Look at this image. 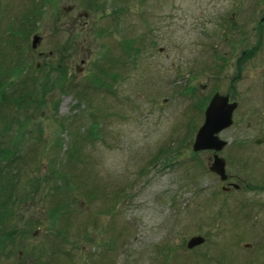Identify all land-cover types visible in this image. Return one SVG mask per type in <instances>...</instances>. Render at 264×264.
Wrapping results in <instances>:
<instances>
[{
  "label": "rangeland",
  "instance_id": "obj_1",
  "mask_svg": "<svg viewBox=\"0 0 264 264\" xmlns=\"http://www.w3.org/2000/svg\"><path fill=\"white\" fill-rule=\"evenodd\" d=\"M248 3L0 0V63L22 59L6 96L24 97L0 104V145L24 132L0 179V264H264V146L234 148L264 134ZM215 92L237 100L217 154L244 188L226 194L213 150L191 148Z\"/></svg>",
  "mask_w": 264,
  "mask_h": 264
},
{
  "label": "water",
  "instance_id": "obj_2",
  "mask_svg": "<svg viewBox=\"0 0 264 264\" xmlns=\"http://www.w3.org/2000/svg\"><path fill=\"white\" fill-rule=\"evenodd\" d=\"M39 39L40 37L37 34L32 35L30 43L32 48L36 47ZM236 105L235 101H228V94L215 92L203 109V122L197 128L191 144L193 151L203 149L213 150L212 162L209 169L217 173L221 180L226 177L225 161L217 153L226 145V141L220 139L218 134L232 124V112ZM202 242L203 237L196 235L190 237L186 245L190 248Z\"/></svg>",
  "mask_w": 264,
  "mask_h": 264
},
{
  "label": "flooded vegetation",
  "instance_id": "obj_3",
  "mask_svg": "<svg viewBox=\"0 0 264 264\" xmlns=\"http://www.w3.org/2000/svg\"><path fill=\"white\" fill-rule=\"evenodd\" d=\"M234 6H239V5L235 4ZM248 9L250 11H252L253 19L251 18V20H250L249 18L244 17L243 21L246 22L247 20H250L253 23V25H251V27H249L246 32H245V30H244V32L241 30L242 33H239V35H240L239 39L244 40V41H254V42H253L252 46H250L248 48H242L240 50V52L244 54L245 53L244 51H248L247 53L252 54V56H253V54L256 50L259 51L260 49H262V47H260V46H264V13H261L264 11V0H249ZM255 12L261 13V16L257 17V18L254 17L256 15ZM233 26H235V25H233ZM255 75H260L262 77L261 81H255V83L250 87V89L254 95H256L259 90L261 91L260 92L261 95H259L260 98L254 99V103L259 104L258 108L255 109V112L262 111L264 113V68H262V74H260L259 72H256ZM224 93L228 94V101H230V102L235 101L237 103V100L235 99L236 96H234L231 92H224ZM256 96H258V95H256ZM246 126L249 127L250 122H246ZM239 139L240 140L235 142L234 148L238 152H240L241 154L243 153L244 150L249 148L248 147L249 143H255L256 145L261 146V147L264 146V134H261L259 137L255 136L253 138H249L250 140H248L246 138H244V139L239 138ZM212 153H213V151H212ZM224 161L226 164L225 158H224ZM225 175H226L225 179H223V180L218 179L220 182L219 186H220V189L222 190V192H224L226 194V193L231 192V190H239V189L244 188V187H241L240 184H238V186H237L235 183L236 181H233V178H235V177L240 178V176L238 174L226 173V170H225ZM216 177L218 178L219 176L216 174ZM238 180H241V179H238Z\"/></svg>",
  "mask_w": 264,
  "mask_h": 264
},
{
  "label": "trees",
  "instance_id": "obj_4",
  "mask_svg": "<svg viewBox=\"0 0 264 264\" xmlns=\"http://www.w3.org/2000/svg\"><path fill=\"white\" fill-rule=\"evenodd\" d=\"M83 1L85 2V6L88 7L89 9L91 7L94 8L95 0H83ZM98 7H99V5H98ZM38 12H39V14L41 13L39 8H34L33 10H31V16H32V18H31L32 20L30 19L31 23H33L34 17L38 14ZM24 18L26 20L28 18V14H24ZM30 20H29V23H30ZM21 27H23V26H21ZM20 30H21V28L15 29V31H17V32L19 31V32L23 33V31H20ZM122 48L124 49L125 52L129 53L130 50L126 49L127 44L125 46L122 45ZM244 52H248V51H244ZM21 61H22V59L20 58V56H18L16 58L17 64H15V66L3 67L2 63H0V104H5L11 100L16 101V103H17V102H20L24 98L23 96H20V95L14 96L13 99L7 98V96H6L7 95L6 90L10 86H12V83H11L12 80L7 82V80L5 79V76L6 77L10 76L11 74H14V72L20 73L21 67H22V66H20ZM241 62H242L241 60L238 61V72H240V70L242 68ZM53 81L51 83H53ZM45 84L46 83L41 84V88L43 89V91H45V88H46ZM208 99H209V97H206L200 106L202 107L203 105H205ZM37 103H40V102L37 101ZM5 123H6V121H4V124ZM22 127H23V123L17 122L16 128H15L17 133L9 139L8 143H2L0 145V179L1 180L5 179L6 182H13V180L10 181L8 179L10 177H12L13 175H16V173H17L15 168H11V164L13 162H15L16 158L19 157L18 146H19V143L21 142V139H22L23 133H24L23 131H21ZM0 129H1L0 134H4V133H7L9 131L10 127L5 125V126H2ZM168 151H170V149L165 150V152H168ZM163 152L164 151L159 150V152H157L156 155H154V159L158 158ZM13 169H14V171H13ZM1 173L6 174V175H1ZM1 177H5V178H1ZM31 181L36 182V178H32ZM56 209H57V207L50 210V216L51 217H54V211ZM1 214L5 215L7 213L2 212Z\"/></svg>",
  "mask_w": 264,
  "mask_h": 264
}]
</instances>
